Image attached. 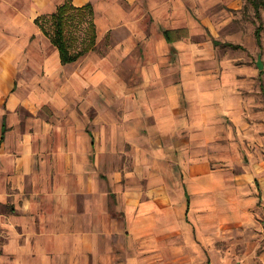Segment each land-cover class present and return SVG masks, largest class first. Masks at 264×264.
I'll return each mask as SVG.
<instances>
[{"label": "crops", "instance_id": "crops-1", "mask_svg": "<svg viewBox=\"0 0 264 264\" xmlns=\"http://www.w3.org/2000/svg\"><path fill=\"white\" fill-rule=\"evenodd\" d=\"M14 1L0 0V264H264V175L241 161L263 138L253 72L216 37L232 3L93 0L96 43L62 63L35 19L64 0Z\"/></svg>", "mask_w": 264, "mask_h": 264}, {"label": "rangeland", "instance_id": "rangeland-1", "mask_svg": "<svg viewBox=\"0 0 264 264\" xmlns=\"http://www.w3.org/2000/svg\"><path fill=\"white\" fill-rule=\"evenodd\" d=\"M22 1L15 0L14 2ZM63 0H54V5H57ZM93 3V0H90ZM232 4L229 5L222 1L220 5H216L215 11L220 12V17L216 20L218 23L219 33L216 35L222 41L232 44H239L237 47L223 46L224 52L227 50L233 54L235 64H243L247 70L252 69V76L249 73L248 79H252V87H248V91L255 98L253 109L256 114H259V119L256 120L262 131V142H250L246 146L244 155L242 156V164L249 167L251 170L258 171L264 175V6L260 8L261 19L255 16L254 7L251 0H229ZM19 4V3H16ZM235 5V6H234ZM237 6V7H236ZM43 14V15H49ZM261 22V42L258 43L255 36V28ZM74 29L77 38L76 47L81 45L84 36V26H77ZM236 46V45H235ZM239 54H236V53ZM261 60L263 67L257 68V61ZM233 62V63H234ZM48 109V108H47ZM253 126H254V122ZM249 141V139H248ZM261 181V179H260ZM256 184L259 185V180L256 179Z\"/></svg>", "mask_w": 264, "mask_h": 264}, {"label": "trees", "instance_id": "trees-1", "mask_svg": "<svg viewBox=\"0 0 264 264\" xmlns=\"http://www.w3.org/2000/svg\"><path fill=\"white\" fill-rule=\"evenodd\" d=\"M255 16L261 19L260 8L264 0H251ZM35 22L42 29L52 43L57 47L62 63L75 61L92 49L96 43L97 31L94 22L93 3L87 1L82 5H75L72 0H64L57 9L49 15H39ZM84 26V36L80 46L76 47L77 38L74 29ZM261 22L255 28L258 43L261 42ZM167 38L169 31H164Z\"/></svg>", "mask_w": 264, "mask_h": 264}, {"label": "water", "instance_id": "water-1", "mask_svg": "<svg viewBox=\"0 0 264 264\" xmlns=\"http://www.w3.org/2000/svg\"><path fill=\"white\" fill-rule=\"evenodd\" d=\"M257 66H258L259 68H262V67H263V64H262V62H261L260 59L257 61Z\"/></svg>", "mask_w": 264, "mask_h": 264}]
</instances>
